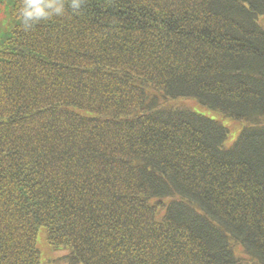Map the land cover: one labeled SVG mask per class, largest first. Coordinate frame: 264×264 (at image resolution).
Returning a JSON list of instances; mask_svg holds the SVG:
<instances>
[{"label": "trees", "instance_id": "trees-1", "mask_svg": "<svg viewBox=\"0 0 264 264\" xmlns=\"http://www.w3.org/2000/svg\"><path fill=\"white\" fill-rule=\"evenodd\" d=\"M264 0H0V264H264ZM185 99L246 126L171 103ZM250 260V259H248Z\"/></svg>", "mask_w": 264, "mask_h": 264}, {"label": "rangeland", "instance_id": "rangeland-1", "mask_svg": "<svg viewBox=\"0 0 264 264\" xmlns=\"http://www.w3.org/2000/svg\"><path fill=\"white\" fill-rule=\"evenodd\" d=\"M260 24L264 27V16L259 17ZM171 103H175L178 105H184L191 108L193 111L200 113L204 116H207L213 120H216L229 128V136L225 141L226 147H231L235 141L238 139L240 133L246 126L245 122L235 121L231 118L224 116L221 112L209 109L195 100H185L179 99L171 101ZM38 246L43 255V264H69L67 260L68 252L65 250H54L48 244L46 239V233L44 229H41L38 236ZM237 255H240L243 259V264H258L253 263L251 258L245 255L241 246H236ZM250 259V260H248Z\"/></svg>", "mask_w": 264, "mask_h": 264}]
</instances>
